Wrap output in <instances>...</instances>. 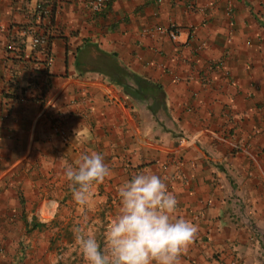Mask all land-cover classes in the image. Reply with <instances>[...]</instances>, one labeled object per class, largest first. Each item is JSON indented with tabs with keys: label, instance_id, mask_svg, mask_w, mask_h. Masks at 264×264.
I'll list each match as a JSON object with an SVG mask.
<instances>
[{
	"label": "crops",
	"instance_id": "crops-1",
	"mask_svg": "<svg viewBox=\"0 0 264 264\" xmlns=\"http://www.w3.org/2000/svg\"><path fill=\"white\" fill-rule=\"evenodd\" d=\"M89 1L0 0V264L61 207L107 228L141 173L198 228L180 264H264V0ZM92 151L111 174L81 206L64 170Z\"/></svg>",
	"mask_w": 264,
	"mask_h": 264
},
{
	"label": "clouds",
	"instance_id": "clouds-1",
	"mask_svg": "<svg viewBox=\"0 0 264 264\" xmlns=\"http://www.w3.org/2000/svg\"><path fill=\"white\" fill-rule=\"evenodd\" d=\"M111 174L104 157L82 153L64 170L74 201L86 205L94 184ZM119 208L107 227L104 246L94 235L74 229L84 264H180L198 228L178 215L176 195L156 174L134 175L118 189Z\"/></svg>",
	"mask_w": 264,
	"mask_h": 264
},
{
	"label": "rangeland",
	"instance_id": "rangeland-1",
	"mask_svg": "<svg viewBox=\"0 0 264 264\" xmlns=\"http://www.w3.org/2000/svg\"><path fill=\"white\" fill-rule=\"evenodd\" d=\"M66 208L65 211L61 207L53 217L47 219L34 218L33 222L43 223V226L18 235V246L10 252L16 264H84L74 240L77 226L94 235L103 248L106 223L84 216L85 212L74 216V208Z\"/></svg>",
	"mask_w": 264,
	"mask_h": 264
},
{
	"label": "built area",
	"instance_id": "built-area-1",
	"mask_svg": "<svg viewBox=\"0 0 264 264\" xmlns=\"http://www.w3.org/2000/svg\"><path fill=\"white\" fill-rule=\"evenodd\" d=\"M104 2L105 0H90L89 1V5L90 8L95 11H101L104 8ZM39 12H40V16H50V7H41L38 6ZM161 30V29H159ZM31 33V43H30V47L33 51H41L44 56H45V61L49 64L51 62V57L50 55H47V49H48V39L49 37L47 36L46 33L43 34H38L36 32H33L32 30L29 31ZM166 32L169 34V36L171 38H174L176 36V28H174V26H169L166 30ZM56 131L58 132V134L62 137H66L67 133L66 130L61 127L60 125H56ZM179 142H183V139L181 138L179 140Z\"/></svg>",
	"mask_w": 264,
	"mask_h": 264
},
{
	"label": "trees",
	"instance_id": "trees-1",
	"mask_svg": "<svg viewBox=\"0 0 264 264\" xmlns=\"http://www.w3.org/2000/svg\"><path fill=\"white\" fill-rule=\"evenodd\" d=\"M54 11V8H51V10H50V17L52 16V12ZM52 17H51V21H52ZM47 36L49 37V39H48V49H47V55L49 56L50 54H49V50H50V41H51V39H50V36L47 34ZM33 220L34 219H32V221H31V224H32V228H41L42 226H43V223H38V222H36V221H34L33 222Z\"/></svg>",
	"mask_w": 264,
	"mask_h": 264
}]
</instances>
